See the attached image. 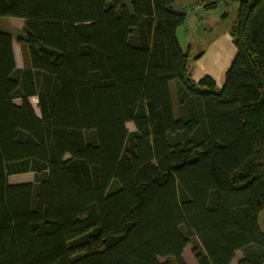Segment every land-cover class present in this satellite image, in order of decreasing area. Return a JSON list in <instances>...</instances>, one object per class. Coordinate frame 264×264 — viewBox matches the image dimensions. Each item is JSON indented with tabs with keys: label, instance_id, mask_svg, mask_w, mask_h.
<instances>
[{
	"label": "trees",
	"instance_id": "obj_1",
	"mask_svg": "<svg viewBox=\"0 0 264 264\" xmlns=\"http://www.w3.org/2000/svg\"><path fill=\"white\" fill-rule=\"evenodd\" d=\"M237 1L217 89L174 0H0L25 62L0 30V264H186L192 238L198 264H264V0Z\"/></svg>",
	"mask_w": 264,
	"mask_h": 264
},
{
	"label": "crops",
	"instance_id": "obj_2",
	"mask_svg": "<svg viewBox=\"0 0 264 264\" xmlns=\"http://www.w3.org/2000/svg\"><path fill=\"white\" fill-rule=\"evenodd\" d=\"M193 4H199V7L191 8ZM174 8L184 16L177 37L182 49L189 54L188 72L192 58L198 71L193 70L191 78L199 81L208 75L215 80L217 89L222 88L226 72L237 53L232 29L237 20L239 1L174 0ZM15 175L18 174L9 177L10 183L17 182ZM259 224L264 233V210L260 213Z\"/></svg>",
	"mask_w": 264,
	"mask_h": 264
},
{
	"label": "rangeland",
	"instance_id": "obj_3",
	"mask_svg": "<svg viewBox=\"0 0 264 264\" xmlns=\"http://www.w3.org/2000/svg\"><path fill=\"white\" fill-rule=\"evenodd\" d=\"M7 29L12 33L17 63L21 67H23L25 65L24 56H23V47H22L21 43L18 42V38L20 36L24 35V21H23V19L15 18V17L1 18L0 19V30H7ZM193 70L198 72L196 70V64L192 58L190 63H189V74H190V76H193V73H192ZM191 73H192V75H191ZM170 88H171V94L173 97L175 113L177 114V106H178L177 95H176L177 82L173 81L170 85ZM36 99L37 98L33 97V98H31V101H32V104L35 107V109L38 111V108L36 105L37 104ZM15 102L20 103V100L15 99ZM127 127L129 129V131L135 130V126L132 122H128ZM14 179L17 181L15 183L33 181L34 175L32 173L18 174V175L14 176ZM118 186H119V184L116 181H114L111 184L109 191L115 190ZM197 247H198V241L195 238H192L191 242L185 247L183 254H182V257H183L184 261L186 262V264H198L196 257H195V253H194V250ZM241 256H242V253L240 251L237 252L236 257L234 259V262H237ZM158 260L161 264H176L175 260L172 257H159Z\"/></svg>",
	"mask_w": 264,
	"mask_h": 264
},
{
	"label": "built area",
	"instance_id": "obj_4",
	"mask_svg": "<svg viewBox=\"0 0 264 264\" xmlns=\"http://www.w3.org/2000/svg\"><path fill=\"white\" fill-rule=\"evenodd\" d=\"M196 7H199V4H193V5L191 6V8H196Z\"/></svg>",
	"mask_w": 264,
	"mask_h": 264
}]
</instances>
